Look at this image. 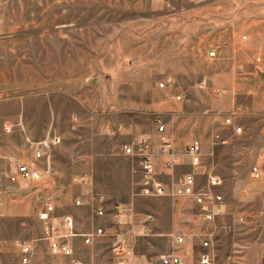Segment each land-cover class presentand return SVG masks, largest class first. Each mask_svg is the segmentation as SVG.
<instances>
[{
	"label": "rangeland",
	"instance_id": "1",
	"mask_svg": "<svg viewBox=\"0 0 264 264\" xmlns=\"http://www.w3.org/2000/svg\"><path fill=\"white\" fill-rule=\"evenodd\" d=\"M261 67L264 0H0V264H24L20 244L32 247L30 264H69L51 252L39 219L49 195L58 216L72 215L82 231L117 225L77 205L80 197L128 211L141 234L137 264L170 252L176 223L187 222L173 202L190 200L143 197L139 159L125 153L138 135L158 139L160 117L180 155L203 144L205 166L224 181L222 223L246 219L218 237L220 263L236 251L237 264L264 263V181L250 178L264 158ZM231 113L242 134L225 124ZM50 132L62 137L50 150L52 182L13 183L16 165L34 160L32 142ZM189 171L161 177L173 182ZM95 249L96 264H111L110 239Z\"/></svg>",
	"mask_w": 264,
	"mask_h": 264
},
{
	"label": "built area",
	"instance_id": "2",
	"mask_svg": "<svg viewBox=\"0 0 264 264\" xmlns=\"http://www.w3.org/2000/svg\"><path fill=\"white\" fill-rule=\"evenodd\" d=\"M211 55L215 56L216 52L213 51ZM260 72L264 75V67L260 68ZM172 82L173 79L168 78L160 83V87L165 88ZM177 99L185 101L186 96L179 94ZM238 116L237 113L229 114L225 119V124L233 127L235 134H242L243 127L237 121ZM156 125L158 133L161 134L158 139L153 140L145 135H138L125 146L126 155L139 159L142 167L140 193L146 198H172L173 200L185 198L192 201L196 207L193 218L201 223L203 229L197 234L187 232L182 228L176 229L170 234L173 239L172 250L160 254L155 262L148 264H194L189 263L187 259L177 253V250L186 246L188 238L192 237L201 238L202 247L207 249L206 252L200 254L197 264H226L220 263L215 237L220 229L227 233L236 232L237 226L241 227L246 223L244 215H238L234 225L227 222L220 223L228 215L226 197L218 191L224 181L214 172L213 168L205 166L203 144L200 141H194L180 155L173 146L171 137L167 134V124L161 117L157 119ZM58 141V139H54V141L45 139L34 142L32 145L33 162L17 164L15 170L9 175L10 180L13 183L21 181L29 183L51 179L54 173L51 167V144ZM41 162H45V166H41ZM182 165H189L191 171L177 180L175 178L173 182H166L162 179L163 174L171 175L170 172ZM250 178L254 181H264L263 157L252 165ZM76 203L79 206H90L98 218L111 215L117 228L109 232L103 225L94 224L92 229L82 231L72 215L58 216L56 201L52 195H49L44 208L39 213V219L44 223L45 239L49 243L51 252L67 257L70 261L69 264H96L99 251L95 249V245L104 238H108L111 240V264H137L141 234L128 222V211L120 206H115L111 212L109 208H106L104 199L93 194H91L90 200L86 201L84 197H80ZM151 222H153V216H146L143 222L144 231L149 230ZM204 224L213 225V229H206ZM80 244L84 249L91 250L92 254L89 258L82 254ZM20 248L23 263L30 264L33 257L32 247L28 244H20ZM237 259L236 251L228 256L227 264H237Z\"/></svg>",
	"mask_w": 264,
	"mask_h": 264
},
{
	"label": "crops",
	"instance_id": "3",
	"mask_svg": "<svg viewBox=\"0 0 264 264\" xmlns=\"http://www.w3.org/2000/svg\"><path fill=\"white\" fill-rule=\"evenodd\" d=\"M157 132H158V130H157ZM167 134H168V128H167ZM160 135L161 134L158 133V137ZM45 139H49V141H54V139H58L59 140L57 143L53 142L51 144L52 145L51 148H55V147L59 146L62 143V137L59 134H57V133L50 132L45 137ZM42 140H44V139H42ZM32 143H34V142H32ZM52 180L53 179L51 178L48 181H40V182H44V183L47 184V183L52 182ZM189 202H190V206L187 205L185 202H180V200H179V202H178V200L173 202L175 212L176 211L179 212L180 213L179 217L181 219L185 218V220L187 221L186 224H184L183 226L182 225H178L176 223V225H175L176 228L175 229L182 228V229L186 230L187 232L197 234L198 232H200L203 229V227H202V225H201V223L199 221H195L194 220L193 212L196 210V207H195V205L193 204L192 201H189ZM185 206L186 207L188 206V209H184ZM222 221H220V223H222ZM204 227L206 229H213V225H211V224H204ZM222 231L225 232V230H222V229L218 230L217 235L215 237V243H216L217 249H218V246H217L218 245V237L222 234ZM103 240L106 241V239H103ZM206 251H207V249L202 247L201 238L192 237V238H188L186 246L184 248H181V249L177 250V253L179 255H181L182 257H184L185 259H187V261L189 263L197 264L200 254H202L203 252H206Z\"/></svg>",
	"mask_w": 264,
	"mask_h": 264
}]
</instances>
